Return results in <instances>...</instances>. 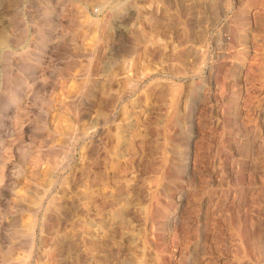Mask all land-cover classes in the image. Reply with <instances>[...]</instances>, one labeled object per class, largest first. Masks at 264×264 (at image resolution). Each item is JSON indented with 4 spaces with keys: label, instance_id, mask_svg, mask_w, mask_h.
Masks as SVG:
<instances>
[{
    "label": "rangeland",
    "instance_id": "obj_1",
    "mask_svg": "<svg viewBox=\"0 0 264 264\" xmlns=\"http://www.w3.org/2000/svg\"><path fill=\"white\" fill-rule=\"evenodd\" d=\"M0 264H264V0H0Z\"/></svg>",
    "mask_w": 264,
    "mask_h": 264
},
{
    "label": "bare ground",
    "instance_id": "obj_2",
    "mask_svg": "<svg viewBox=\"0 0 264 264\" xmlns=\"http://www.w3.org/2000/svg\"><path fill=\"white\" fill-rule=\"evenodd\" d=\"M174 119H175V117H174ZM173 121V120H172Z\"/></svg>",
    "mask_w": 264,
    "mask_h": 264
}]
</instances>
